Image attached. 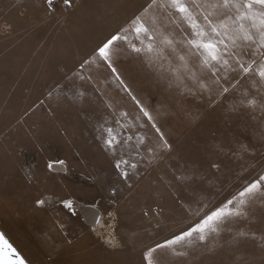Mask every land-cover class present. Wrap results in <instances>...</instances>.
<instances>
[{
	"label": "rangeland",
	"instance_id": "rangeland-1",
	"mask_svg": "<svg viewBox=\"0 0 264 264\" xmlns=\"http://www.w3.org/2000/svg\"><path fill=\"white\" fill-rule=\"evenodd\" d=\"M61 2L0 0V232L28 264H264V181L204 241L193 234L149 252L264 176L259 78L220 96L181 84L124 41L110 50L113 72L96 50L150 0ZM110 126L132 140L113 151ZM140 136L148 139L138 149ZM121 158L127 176L114 166ZM77 205L98 209L96 227L81 222ZM99 232L114 234L117 247Z\"/></svg>",
	"mask_w": 264,
	"mask_h": 264
},
{
	"label": "snow or ice",
	"instance_id": "snow-or-ice-1",
	"mask_svg": "<svg viewBox=\"0 0 264 264\" xmlns=\"http://www.w3.org/2000/svg\"><path fill=\"white\" fill-rule=\"evenodd\" d=\"M46 3L54 9L55 0H46ZM64 3L67 5L69 0H64ZM128 34L132 35V40L128 39ZM118 41H124L132 52L145 55L150 64H159L181 84L186 78L192 79L199 88L210 93L215 91L223 96L235 88L241 78L258 77L259 83L264 86V0H150L144 11L132 18L127 28L112 35L96 50L95 56L113 72L115 68L112 67L110 50ZM173 60L176 62L173 63ZM89 62L86 60L81 65V72ZM199 72L208 75L207 82L197 76ZM80 79L84 77L80 76ZM246 104L255 107L256 101L248 99ZM261 107L264 108V105ZM140 111L147 117L152 129L160 134L149 112L143 107ZM115 123L121 131L125 130L120 120ZM106 133L104 142L113 151L120 144L132 140L131 136L121 140L111 126ZM147 139V136L139 137L138 149L145 145ZM160 139L164 141L162 134ZM161 146L169 147L166 141ZM147 151L154 149L148 148ZM122 165L128 166L129 161L123 158L115 161L114 166L118 170L122 169ZM130 167L135 168L136 164ZM121 174L128 175L126 169L121 170ZM261 181H264V176L245 186L224 204L206 212L186 231H181L163 244H156L149 252L175 245L193 237V234L204 241L209 234L217 232L229 217L243 213V206L259 190ZM234 203L235 208H231ZM65 207H70V204L66 203ZM0 239L3 237L0 236ZM12 254L9 252V255ZM4 264H13V261L5 258ZM15 264H24V261L17 258Z\"/></svg>",
	"mask_w": 264,
	"mask_h": 264
},
{
	"label": "water",
	"instance_id": "water-1",
	"mask_svg": "<svg viewBox=\"0 0 264 264\" xmlns=\"http://www.w3.org/2000/svg\"><path fill=\"white\" fill-rule=\"evenodd\" d=\"M50 168L52 170H57L61 172L64 171L63 166L59 164H53L50 166ZM78 210L82 214V216L86 218V222L89 225L95 226L98 223L100 219V213L95 208L84 206L78 207ZM0 236L3 237V239H0V264H4L5 258L13 261V264H15L17 258L22 259L24 261V264H28L26 260L19 254V252L12 246V244L6 239V237L1 232ZM9 252H13V254L9 255Z\"/></svg>",
	"mask_w": 264,
	"mask_h": 264
},
{
	"label": "built area",
	"instance_id": "built-area-1",
	"mask_svg": "<svg viewBox=\"0 0 264 264\" xmlns=\"http://www.w3.org/2000/svg\"><path fill=\"white\" fill-rule=\"evenodd\" d=\"M57 1H59V0H55V2H57ZM61 6L65 7V8L68 7V6L64 5V2H61ZM97 235L100 237L101 241H103V244H105V246L107 248L117 247L118 241H117V238L115 237L114 234H111L109 237H106V238H103V235L100 232Z\"/></svg>",
	"mask_w": 264,
	"mask_h": 264
},
{
	"label": "crops",
	"instance_id": "crops-1",
	"mask_svg": "<svg viewBox=\"0 0 264 264\" xmlns=\"http://www.w3.org/2000/svg\"><path fill=\"white\" fill-rule=\"evenodd\" d=\"M53 164H59V165H62L63 166V168L64 169H66V167H65V165H63V164H61V163H57V162H53V163H51L49 166H51V165H53ZM78 207H82V206H76L75 207V209L77 210V213L79 212V210H78ZM90 207V206H89ZM72 208V207H71ZM94 208V207H93ZM96 209V208H95ZM97 211H98V209H96ZM82 218H81V222L82 223H85L87 226L89 225L87 222H86V218H84L83 216H82V214L79 212L78 213ZM89 226H91V225H89ZM54 241V240H53ZM44 243V242H43ZM77 243V242H76ZM62 244V243H61ZM68 246V245H67ZM67 246L66 247H64L65 249L67 248ZM47 247H48V245H47ZM62 253V251H60V250H58L57 252H55V253H52V252H50L48 255L50 256V257H54V256H58V255H60Z\"/></svg>",
	"mask_w": 264,
	"mask_h": 264
}]
</instances>
